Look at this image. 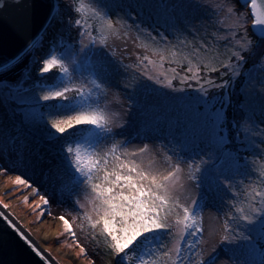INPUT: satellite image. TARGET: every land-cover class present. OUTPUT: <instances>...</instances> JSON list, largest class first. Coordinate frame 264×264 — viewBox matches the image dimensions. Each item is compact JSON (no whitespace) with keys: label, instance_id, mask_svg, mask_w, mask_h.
I'll return each instance as SVG.
<instances>
[{"label":"snow or ice","instance_id":"6c2138e0","mask_svg":"<svg viewBox=\"0 0 264 264\" xmlns=\"http://www.w3.org/2000/svg\"><path fill=\"white\" fill-rule=\"evenodd\" d=\"M69 3L76 17L71 26L77 28L84 38L79 41V53L73 44L61 41V51L52 49L42 60L39 73L45 81V74L54 69L56 73L51 83L38 85L43 94L34 98L37 107L27 112L25 118L42 122L50 141L63 142L60 155L69 178L65 190L69 194L77 190L85 194L83 201H74L82 211L73 217V221L86 222L96 246L103 243L114 257L119 258L120 264H218L221 252L232 264H244L237 259L236 250L229 247L238 240L246 242L242 246L244 251L264 256V231L260 229L264 224V168L253 169L257 175L255 179L249 177V183L244 185L243 199L237 200L241 193L233 188L232 183L233 177L247 175L249 161L241 153L255 151L258 147L256 140L243 123L228 121L226 109L231 101L209 97L208 91L209 88L227 89L230 81L240 77L246 55H255V49L259 47V43L254 44L247 34L246 14L238 13L225 0H216L206 8L211 12L209 20L215 21L212 26L216 32L211 34V40H196V34L192 33V39L178 38L176 43H171L167 36L158 40L149 34L150 40H146L139 27L137 35L132 37L131 26L122 17L117 15L114 18L94 0H69ZM240 4L250 9L251 30L258 41L264 42V0H240ZM126 15L131 14L126 12ZM218 32L225 34L217 35ZM115 41H121L125 48L130 41L135 48L142 50L133 53L134 63L125 64L122 58L116 57ZM218 42H223V51ZM77 55L82 56L79 63ZM82 69H90L92 79L73 83V73L79 74ZM221 69L226 71L221 72ZM5 70L7 66L0 68V71ZM129 70L135 81L123 86L129 100L139 90L153 85L173 92L185 91L184 87L174 86L177 80L187 88L195 87L199 93L196 99L200 103L194 111L203 122L198 139L191 143L179 142V151L163 146L157 151L149 143L130 149V140L117 139V136L124 135L127 121L119 112L112 111L106 85ZM210 73L230 74L229 80L218 83L208 75ZM242 95L244 102L239 108L244 120L251 121L248 103L251 93L245 88ZM40 101L50 103L40 104ZM41 108L46 109V113L40 111ZM229 126L233 130L231 138L227 132ZM259 143L264 144V138ZM230 145L236 146L234 151ZM201 153L208 159L197 161ZM241 159L246 169H234V174L226 176L222 164L225 161L240 162ZM209 160L218 163L208 166ZM3 171L6 170L0 168V172ZM189 182L200 190L199 198L188 194ZM13 183L32 187L30 181L21 175H17ZM32 191L39 194L37 188ZM228 192L232 193V199L228 201L231 210L223 219L219 241L205 252V201L210 196L223 199L220 194ZM28 199V196L24 197L25 202ZM40 200L37 207L41 208L43 215L49 200L45 196H40ZM0 217L19 232L3 212ZM59 219L65 232L75 240L73 224L63 214ZM241 225L248 233H256V239L239 231ZM79 227L84 231L85 223ZM214 231V228L209 229L210 234ZM20 235L32 243L23 232ZM80 253H86L82 246Z\"/></svg>","mask_w":264,"mask_h":264},{"label":"rangeland","instance_id":"374dc122","mask_svg":"<svg viewBox=\"0 0 264 264\" xmlns=\"http://www.w3.org/2000/svg\"><path fill=\"white\" fill-rule=\"evenodd\" d=\"M99 1L103 3L104 0ZM155 1L159 6L152 9ZM94 2L97 3L98 0H94ZM139 2L142 3V6H145L146 10H153L152 13L148 14V19L137 15L136 6L134 8L133 5L137 4L139 6ZM225 2L234 6L238 13H245L248 25H250L251 16L248 13V8L241 6L237 0H225ZM121 3L124 4L126 9H119L117 15L131 26L132 37L137 35V27L143 30V38L146 40H150V36H155L158 40L161 36H167L171 43H176L178 38L192 39V33L196 34V40L201 38L211 40V34L216 32V29L212 26L215 22L214 19L209 20L211 12L206 11L207 6L216 3V0H139L137 2L136 0H121ZM57 5L58 10H61L64 0H57ZM126 12H130L131 15H126ZM146 14L144 15L146 16ZM155 20L161 23V27H158V29ZM216 34L224 35L225 33L218 32ZM247 34L251 38L249 31ZM83 39L82 37L81 40ZM84 43H87V41L84 40ZM113 43L116 49V57L122 58L126 64L134 63L135 56L133 53L142 51L135 48L130 41L127 48L123 46L121 41ZM218 43L223 51V42ZM80 47L79 43V48L75 49L77 53H79ZM36 59L34 50L29 59L16 61L11 65H7V70L0 71V101L4 98L21 104L34 101L36 94L32 90H22L21 88L28 68ZM76 59L79 63L82 56L77 55ZM90 71V69H82L79 74L73 73V83L80 84L90 81ZM262 81H264V57L259 64L253 65L248 71L247 85L245 86L248 92L251 93L248 103L252 120H244L243 124L247 127L251 136L255 138L258 147L255 151H250V154H244L245 159L249 161V169L247 175H237L232 178L234 189L238 185L244 188V185L249 183V177L251 179L256 178L257 171H253V169L260 170L264 168V159H262L264 157V151H262L264 150V144L259 143L260 139L264 138V135H261V130H264V127H262V125L264 126V113H262V109H264V83ZM133 83H135L133 73L129 70L125 76L115 77L112 82L106 85L109 89V100L112 101L110 105L112 111L119 112L123 120L127 121L123 129L124 135L117 136V139L130 140L131 142L128 144L130 149L141 146L143 143L153 145V149L157 151L161 146L165 149L170 148V144L167 143L166 139L160 141L159 134L156 132H136V130L141 122L153 121L163 105L178 102L184 106V115L193 120L192 128L199 127L197 137L193 138L191 136L192 140L198 139L203 131V122L194 111L200 103L196 99L198 94H190L186 89L183 92H173L163 86L153 85L148 89L139 90L134 94V98L129 100L124 93L123 86ZM113 97H116V99L114 100ZM134 100H136V103H132ZM29 111L30 108L28 107L22 109L24 118ZM125 112H127V115H125ZM179 124H182V120ZM177 130L181 131V128L178 127ZM117 131H120V129H117ZM204 159L207 160L208 156ZM213 163L216 162L209 160L208 166ZM53 164H55V159L48 147H41L36 151L33 147L28 148L19 144L16 139L10 141L4 136L0 128V168L6 170L0 172V205L4 207L7 204V208L14 213L13 215L18 222L35 234L56 228L57 233L46 241L45 246L53 258L61 264H91L93 261L95 264H117L114 256L105 253L96 246L95 241L90 238L89 233L91 230L87 228L86 224L84 231H81L79 225L85 222L80 219L73 221V217L82 211L75 206L74 201L76 199L83 201L85 194L80 190L71 193V195H65L63 192L58 191L56 185L60 183V178L53 171ZM222 168L226 176H231L234 174V169L244 170L246 165L243 162L225 161ZM17 175L28 179L32 187L26 188L24 185H15L13 181ZM32 188L39 189V194H34ZM228 193L232 195L231 192ZM188 194L199 198L200 190L192 182H189ZM25 196L29 197L27 202L24 200ZM40 196H45L49 200V205L44 206L45 214L43 215L41 208L37 207L41 204ZM205 203L207 206L203 210V216L206 243L203 248L207 252L219 241L223 219L227 218L225 214L230 211L219 201V196H210ZM62 214L73 224V230L76 232L75 240L65 232L64 224L59 219ZM212 228L215 231L210 234L209 229ZM241 244L242 240H238L229 247L234 249V246H241ZM81 246L86 249V253H80ZM218 264H232V262L221 252Z\"/></svg>","mask_w":264,"mask_h":264},{"label":"trees","instance_id":"16d2710c","mask_svg":"<svg viewBox=\"0 0 264 264\" xmlns=\"http://www.w3.org/2000/svg\"><path fill=\"white\" fill-rule=\"evenodd\" d=\"M139 0H136V2ZM98 7H100L104 11H108L113 16H117L119 9H126L121 0H104L101 3L99 0L95 3ZM139 6L134 4V8L137 11V15L142 16L143 18H149L148 14L152 13L153 10H146L145 6H142V3L139 2ZM119 5V7H116ZM159 5L154 3V7H158ZM143 13V14H142ZM147 13V14H146ZM146 14V16L144 15ZM75 14L71 10V5L69 0H64V5L62 6L61 10L57 11V19L54 23L51 24V28L47 31V36L42 40L41 44L36 47V61L32 63V65L28 68L27 74L25 75L24 83L22 85V90H32L36 97H39L43 94V91L38 85L48 82L51 83L56 70L54 69L51 73L45 74L47 77V81L41 77L39 73V68L42 66L41 62L44 58H47L50 54L52 49H55L57 52L61 51V41H65L67 43H71L75 46V49L79 48V41L81 40V36L79 35L78 29L71 26V22L75 19ZM156 22V20H155ZM163 24V23H162ZM157 29L161 27V23L158 21L156 22ZM249 35L252 41L255 43H259V47L255 49V55L247 56L246 55V62L243 64L240 77L236 78L235 80L230 81L229 87L227 89H216V88H209V97H217V98H225L231 101V105L227 107L226 114L227 119L230 122L240 121L243 123L244 121V114L241 112L239 105L244 102V96L242 95V89H245L247 85V75L248 71L251 69L253 65L259 64L264 57V42H260L257 40L255 34L252 32L250 25L247 26ZM126 64V63H125ZM225 69H221V72H225ZM90 78L92 79V73L89 72ZM218 83L221 80H229V75L221 76L219 73H210ZM125 75H121L118 77H123ZM195 85V82H191ZM175 86H182L184 87L188 93L190 94H199L195 87L187 88L184 85H181L179 81H174ZM207 87V86H206ZM134 100L132 103H136ZM40 104H46L50 102H43L40 101ZM33 108L37 107V104L32 102L26 103H16L12 100L4 98L0 101V128L3 131L5 137H7L10 141L16 139L19 144L26 146L28 148L33 147L34 150L38 151L41 147H48L50 152L52 153L55 164H53V171L57 173L60 178V183L56 185L58 191L63 192L65 195H71L65 190V185L69 183V178L65 174L61 155H60V144L63 143L62 141H50L47 136L46 126L42 122H35L27 120L23 117V108ZM157 109V107H156ZM40 111L46 113V109L41 108ZM203 108L201 109V112ZM182 120V124L179 122ZM193 120L190 118L188 119L184 115V106L181 103H173L163 105L160 108V112L155 115L153 121H145L141 122L136 130L139 131H152L159 134L160 141L166 139L167 143L172 141L170 144V148L179 151L180 143L183 141L184 143H191L192 137H197L198 128H192ZM7 125V127H6ZM180 127L181 131H178L177 128ZM262 127H264L262 125ZM135 132V133H136ZM228 135L231 138L233 134V130L231 126L227 129ZM192 136V137H191ZM242 138V137H241ZM232 150H235V145H230ZM247 151V150H242ZM244 154H250V151L243 152L241 155L245 158ZM207 155L201 153L200 157L197 158V161L200 159H204ZM216 163L218 161H215ZM240 162H244L242 159ZM237 186V191L241 193L240 196L237 197L243 199V191L244 188L242 186ZM220 195L223 196V199L219 196V201L226 207L229 211L231 210L230 204L228 203L229 200L232 199V195L227 193H221ZM86 224V222H85ZM87 226V224H86ZM236 227L235 224H233ZM88 228V226H87ZM89 229V228H88ZM261 231H264V224L260 226ZM239 231H244V234L251 235L253 239H256V233H248L244 226L241 225ZM245 241H242L241 246H234L236 250L235 255L239 261L244 262V264H248V262H252V264H264V256H260L258 253H248L243 250V245ZM259 247V243L257 244ZM101 250L105 253L110 254L113 256L110 250L106 248V246L101 243L99 246ZM117 264H120L119 258L115 257Z\"/></svg>","mask_w":264,"mask_h":264},{"label":"water","instance_id":"95a60500","mask_svg":"<svg viewBox=\"0 0 264 264\" xmlns=\"http://www.w3.org/2000/svg\"><path fill=\"white\" fill-rule=\"evenodd\" d=\"M57 11L56 0H0V68L39 46ZM36 250L0 217V264H53Z\"/></svg>","mask_w":264,"mask_h":264},{"label":"bare ground","instance_id":"6f19581e","mask_svg":"<svg viewBox=\"0 0 264 264\" xmlns=\"http://www.w3.org/2000/svg\"><path fill=\"white\" fill-rule=\"evenodd\" d=\"M57 1V0H56ZM35 50V49H34ZM31 48H29L28 50H26L23 54H21V56L19 58H17L16 61L19 60H26L29 59L34 51ZM14 61V62H16ZM13 62V63H14ZM11 65V64H10ZM0 211L4 213V215L12 221L13 224L16 225V228L19 229V233L23 232L24 236H26L28 238V240H30L32 243L31 245L35 246V248L39 251V253L44 256L46 259L49 260V262L53 263V264H61L59 261L55 260V258H53V256L47 251V248L45 246V243L47 240H49V238H51L55 233H57V229H52V230H46L43 231L39 234H35L34 232H31L29 229H27L26 227H23L18 220L14 217V213L12 211H10L9 208H5L3 206H1Z\"/></svg>","mask_w":264,"mask_h":264}]
</instances>
